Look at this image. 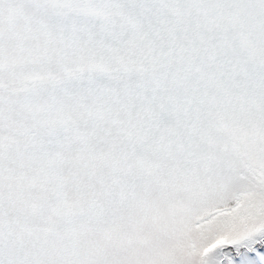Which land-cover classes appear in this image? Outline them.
Here are the masks:
<instances>
[{"label":"snow or ice","instance_id":"snow-or-ice-1","mask_svg":"<svg viewBox=\"0 0 264 264\" xmlns=\"http://www.w3.org/2000/svg\"><path fill=\"white\" fill-rule=\"evenodd\" d=\"M0 264H264V0H0Z\"/></svg>","mask_w":264,"mask_h":264}]
</instances>
